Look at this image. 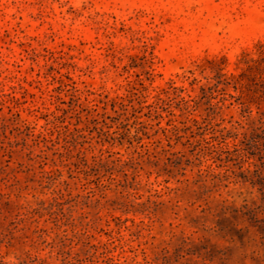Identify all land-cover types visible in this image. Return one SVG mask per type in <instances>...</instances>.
<instances>
[{"label": "rangeland", "instance_id": "obj_1", "mask_svg": "<svg viewBox=\"0 0 264 264\" xmlns=\"http://www.w3.org/2000/svg\"><path fill=\"white\" fill-rule=\"evenodd\" d=\"M261 45L264 0H0V264H264Z\"/></svg>", "mask_w": 264, "mask_h": 264}, {"label": "trees", "instance_id": "obj_2", "mask_svg": "<svg viewBox=\"0 0 264 264\" xmlns=\"http://www.w3.org/2000/svg\"><path fill=\"white\" fill-rule=\"evenodd\" d=\"M264 54V45H261L260 46V55H263ZM264 59V57H262ZM251 61L253 62H256L257 60L256 59H251ZM243 215H247V214H250L249 211H242Z\"/></svg>", "mask_w": 264, "mask_h": 264}]
</instances>
